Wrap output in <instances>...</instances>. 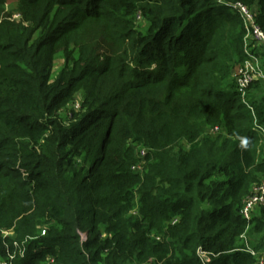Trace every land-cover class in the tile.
<instances>
[{
  "label": "trees",
  "instance_id": "16d2710c",
  "mask_svg": "<svg viewBox=\"0 0 264 264\" xmlns=\"http://www.w3.org/2000/svg\"><path fill=\"white\" fill-rule=\"evenodd\" d=\"M7 1L0 264L257 263L242 235L264 256V207L250 221L242 209L264 176V80L246 101L237 89L238 11L221 0ZM228 1L264 30V0Z\"/></svg>",
  "mask_w": 264,
  "mask_h": 264
},
{
  "label": "built area",
  "instance_id": "2783aa9c",
  "mask_svg": "<svg viewBox=\"0 0 264 264\" xmlns=\"http://www.w3.org/2000/svg\"><path fill=\"white\" fill-rule=\"evenodd\" d=\"M221 2L235 8L241 15L244 22L246 30L244 50L246 57L237 67L235 78L237 89L246 101V95L250 86L256 81L264 80V63L260 54L256 51L257 48L264 47V30L257 23L255 12L248 5L241 1L229 2L228 0H221ZM255 129L258 130L262 136L261 146L264 148V128L256 122ZM219 131L220 128L218 126L211 129V132L213 133ZM145 153L146 151L142 150V156H144ZM137 168H141L140 164ZM259 207H264V176L262 177L261 182L255 186L253 193L246 199L242 213L245 218L250 221L253 217L254 210ZM5 234L7 235L9 233L5 231ZM242 237L246 238V233H244ZM246 246V250L257 258L258 261L255 264H264V256L253 249L247 240ZM201 254L205 260H208L205 252L201 251Z\"/></svg>",
  "mask_w": 264,
  "mask_h": 264
},
{
  "label": "rangeland",
  "instance_id": "374dc122",
  "mask_svg": "<svg viewBox=\"0 0 264 264\" xmlns=\"http://www.w3.org/2000/svg\"><path fill=\"white\" fill-rule=\"evenodd\" d=\"M8 4H7V11H11V10H14L16 7H17V1L16 0H8L7 1ZM15 11V10H14ZM17 12V11H16ZM14 18L16 19H19L20 18V14L19 13H15L14 15ZM64 61L62 58L60 57H57L55 59V65H54V74H56L59 70V68L63 65ZM263 86H264V83H262ZM74 107H79V104H78V100L77 102L74 103ZM258 211V208H256L254 210V214H256ZM83 239H86V235H83ZM247 242L249 243L250 245V242H251V235L249 234V232L246 234V238ZM259 253V252H258Z\"/></svg>",
  "mask_w": 264,
  "mask_h": 264
}]
</instances>
